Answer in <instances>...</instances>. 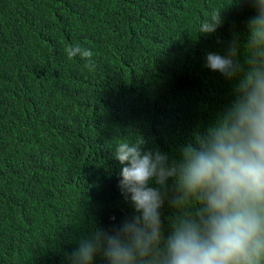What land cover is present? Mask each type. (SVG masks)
<instances>
[{"label": "trees", "instance_id": "16d2710c", "mask_svg": "<svg viewBox=\"0 0 264 264\" xmlns=\"http://www.w3.org/2000/svg\"><path fill=\"white\" fill-rule=\"evenodd\" d=\"M216 8L222 26L199 35ZM255 15L245 0H0V264H71L81 239L133 215L116 141L141 136L178 158L235 99L238 78L206 55L235 37L246 68ZM77 44L93 70L68 58ZM174 212L161 209L165 236Z\"/></svg>", "mask_w": 264, "mask_h": 264}, {"label": "clouds", "instance_id": "9594fccd", "mask_svg": "<svg viewBox=\"0 0 264 264\" xmlns=\"http://www.w3.org/2000/svg\"><path fill=\"white\" fill-rule=\"evenodd\" d=\"M245 2L256 9L247 25V67L237 59L235 37L226 55H206L210 71L238 78L234 101L175 150L178 158L148 148L141 136L117 140V187L133 215L81 239L68 255L71 264H94L98 254L106 264H264V0ZM222 12L212 10L198 34H215ZM65 52L95 68L91 49L77 44ZM166 202L175 210L167 236L161 219Z\"/></svg>", "mask_w": 264, "mask_h": 264}]
</instances>
